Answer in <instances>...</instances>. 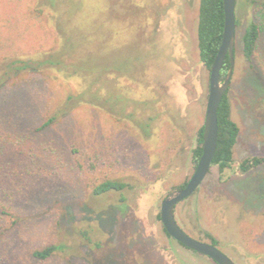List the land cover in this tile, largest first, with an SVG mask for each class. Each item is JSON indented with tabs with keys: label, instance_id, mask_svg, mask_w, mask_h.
I'll list each match as a JSON object with an SVG mask.
<instances>
[{
	"label": "rangeland",
	"instance_id": "rangeland-1",
	"mask_svg": "<svg viewBox=\"0 0 264 264\" xmlns=\"http://www.w3.org/2000/svg\"><path fill=\"white\" fill-rule=\"evenodd\" d=\"M120 1L122 16L127 3H133L142 7L137 18L146 16L149 22L152 57L144 73L118 80L127 96L154 101L148 109L138 105L134 110L138 119L156 116L151 133L145 136L126 119L115 121L107 110L77 107L74 119L90 158L83 168H65L37 179L24 197L25 205L11 203L20 221L2 245L12 264H216L168 236L159 217L162 199L186 183L194 171L191 154L204 122L209 71L200 62L196 46L198 3ZM29 2L0 0V44L5 49L30 53L52 44L51 34L28 16ZM263 2H235L234 68L227 88L230 116L239 129L232 164L223 171L212 165L195 192L174 210L178 224L189 235L206 242L210 241L206 233L212 235L235 264H264V166L246 172L239 169L246 158L264 157ZM104 3L91 0L95 8ZM249 21L259 24L260 33L251 58L246 59L241 36ZM3 61L0 76L5 70ZM49 75L53 101L61 100L78 81L56 72ZM9 174L13 175L12 169ZM105 177L119 178L127 186L122 191L91 195V184ZM11 179L6 178L5 185ZM0 224L10 223L3 218ZM51 243L60 247L49 259L31 258V250ZM0 264L9 263L3 260Z\"/></svg>",
	"mask_w": 264,
	"mask_h": 264
},
{
	"label": "trees",
	"instance_id": "trees-1",
	"mask_svg": "<svg viewBox=\"0 0 264 264\" xmlns=\"http://www.w3.org/2000/svg\"><path fill=\"white\" fill-rule=\"evenodd\" d=\"M28 4V16L39 22L44 33L51 34L53 42L30 53L20 48L8 50L0 44V59L5 60V70L0 76V219L7 218L10 223L8 226L0 224V261L9 264H12L11 258L2 242L20 221L11 203L15 200L24 204L28 189L33 188L37 179L57 175L65 168H83L90 158V149L74 119L73 111L77 107L84 105L94 111L107 110L117 122L126 119L135 123L145 136L150 135L151 124L156 118L153 115L136 118V106L147 108L154 101L127 96L118 80L122 76H140L152 57V41L147 35L148 18H137L141 6L127 3L126 13L122 16L118 10V5L122 7L120 0H105L96 8L91 0H30ZM223 25V0H199L196 46L198 58L208 71L221 43ZM259 33V24L249 21L241 36L246 59L251 58ZM228 67L229 58L226 57L221 80ZM50 72L78 80L76 87L69 88L59 101H53L55 93L48 85ZM19 73L25 75L17 77ZM217 121L218 138L212 165L223 171L232 164L239 131L230 116L227 90L217 108ZM201 143L202 127L191 154L194 167L201 154ZM259 165L264 166V157L252 156L244 159L239 169L246 172ZM11 169L13 175L9 174ZM10 177L12 179L5 185V179ZM126 186L127 183L119 178L105 177L94 181L89 191L98 196L122 191ZM6 198L8 202L5 203ZM206 236L217 246L212 235L206 233ZM84 237L91 240L88 235ZM95 246L101 245L96 242ZM59 247L47 244L31 250L30 256L45 261Z\"/></svg>",
	"mask_w": 264,
	"mask_h": 264
},
{
	"label": "water",
	"instance_id": "water-1",
	"mask_svg": "<svg viewBox=\"0 0 264 264\" xmlns=\"http://www.w3.org/2000/svg\"><path fill=\"white\" fill-rule=\"evenodd\" d=\"M235 2L236 0H223V32L219 49L209 71L208 95L202 126V143L199 160L184 186L171 191L162 199L159 212L161 223L171 238L192 251L209 257L216 264L235 263L218 246L189 235L178 224L174 210L178 203L184 201L194 193L212 166L218 138L217 108L224 92L228 88L234 68L236 35ZM226 57L229 58V67L224 79L221 80V68Z\"/></svg>",
	"mask_w": 264,
	"mask_h": 264
},
{
	"label": "flooded vegetation",
	"instance_id": "flooded-vegetation-1",
	"mask_svg": "<svg viewBox=\"0 0 264 264\" xmlns=\"http://www.w3.org/2000/svg\"><path fill=\"white\" fill-rule=\"evenodd\" d=\"M195 192V191H194ZM187 199V198H186ZM163 229H164V227H163ZM165 230V229H164ZM166 232V231H165ZM167 233V232H166ZM169 236V235H168ZM181 245V244H180ZM183 246V245H182Z\"/></svg>",
	"mask_w": 264,
	"mask_h": 264
},
{
	"label": "crops",
	"instance_id": "crops-1",
	"mask_svg": "<svg viewBox=\"0 0 264 264\" xmlns=\"http://www.w3.org/2000/svg\"><path fill=\"white\" fill-rule=\"evenodd\" d=\"M196 1H197V3H198L199 0H196Z\"/></svg>",
	"mask_w": 264,
	"mask_h": 264
}]
</instances>
